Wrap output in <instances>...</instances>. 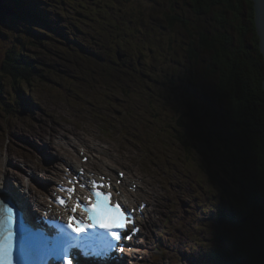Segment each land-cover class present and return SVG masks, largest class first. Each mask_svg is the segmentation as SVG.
Returning a JSON list of instances; mask_svg holds the SVG:
<instances>
[{"label":"rangeland","instance_id":"1","mask_svg":"<svg viewBox=\"0 0 264 264\" xmlns=\"http://www.w3.org/2000/svg\"><path fill=\"white\" fill-rule=\"evenodd\" d=\"M23 1L29 6L23 3L14 6L11 0H4L5 4L12 5L10 8L17 14L8 15L7 18L4 15L6 20L0 23V69L7 59V54L12 51L19 53L20 58L30 59V63L41 77L35 79L33 86H20L18 94L14 93L16 99L12 107L20 110H23V107L29 108L24 113L12 110L13 108H6L5 111L4 107L0 106V171L2 170L0 179L5 176L10 182L13 178L16 180L21 178L26 185L30 180L36 186L38 178L41 188L52 186L49 180L53 176L54 167L49 164L54 162L56 156L53 153L57 154V151L40 138L49 134V139L53 141L58 136L63 138L62 134H66L67 137H71L70 134L79 135L85 138L84 140H89L90 143L85 141L89 144H101L109 152L112 164L117 165L118 160L120 168L126 165L130 168L131 176L139 174L147 180L148 192L141 193L140 198L151 200L153 195L157 197V200L152 201L158 202L160 209L156 210L157 213L146 223V226H150L145 232L142 248L138 251L134 264H209L211 260L209 251L214 246L216 227L212 226V215H209L207 220L201 218L203 213L207 214L206 211L200 210L201 201H206L207 193H198L201 200L194 198V201L190 198L192 179H189L187 166L190 169L194 164L192 170L199 178L203 177V174L197 172L199 169L193 160L194 155L184 154L174 141L173 134L164 126L165 120L168 119L172 120V125L181 129L177 119H174L177 114L172 113L170 106L174 102L179 105L184 97L183 91L176 93L177 87L171 83L173 78L180 82L185 57L178 49L179 46L173 43L172 48L170 42V38L173 37L177 38V43L180 44L184 35L176 37L161 16L162 10L168 5V0H28L31 3ZM182 2L177 1V11L186 14ZM76 6L82 9L79 10ZM57 7L61 17L56 16L59 18L56 20L54 9ZM85 14L91 16L93 20ZM192 79L194 77L189 78L187 84L189 89L194 90ZM104 80L112 83L115 89L122 88L120 83L123 82L125 89L129 88L131 94L137 96L134 104V101H130L132 97L123 96L121 91H109L112 98L122 96L129 100L126 101L129 105L126 108L128 113L132 108L139 107L141 112L152 109L163 115L164 125L157 124L156 127L154 124L153 130L149 129L151 136L157 135L153 142L156 144L158 141L156 145L160 149L156 148V151L158 149L163 153V161L158 166H153V158L139 155L137 149L140 146L137 139L130 137L135 134L132 132L135 129L132 118L122 115V110L112 103V98L106 96ZM5 82L3 97L12 101L9 96L13 89L7 78ZM140 82L143 87L136 85ZM89 85L93 86V90L88 88ZM163 91L167 92L166 97L171 94L172 99L165 100L169 105L167 109L159 100L157 104L159 110L152 101L155 98H164ZM27 99L30 101L29 104L24 101ZM31 109H34V116H29ZM71 123L79 128L77 132L62 128L70 127ZM100 129L105 132L111 129L121 130L122 134L128 137L115 138L116 141L111 137L107 138L110 143ZM34 134L42 136L35 138ZM143 135L148 133L143 132ZM178 137L183 138V134ZM34 141L45 145L35 148ZM95 146L98 148L95 153L96 159L93 160L96 164L100 160V148L97 144ZM60 150H63L61 151L63 155H70L67 148ZM90 150L91 148L84 152L89 153ZM77 153L80 151L72 152L74 155ZM112 155H116L117 159ZM26 156L31 162L32 159L35 161L32 162L35 166L32 172L25 171L26 166L25 168L19 166L22 162L28 161L25 159ZM44 157L45 161L46 157L49 159L46 165L43 162ZM60 161H64L63 158ZM10 169L16 173H12ZM107 169L114 170L109 164ZM29 172L32 174L31 179ZM41 174H46L49 180L41 179ZM190 202L198 210L197 215L187 207ZM215 203L216 200L211 202ZM181 231L185 234L182 235Z\"/></svg>","mask_w":264,"mask_h":264},{"label":"trees","instance_id":"2","mask_svg":"<svg viewBox=\"0 0 264 264\" xmlns=\"http://www.w3.org/2000/svg\"><path fill=\"white\" fill-rule=\"evenodd\" d=\"M12 1L29 6L23 0ZM177 1L168 0L161 16L176 37L184 35L180 44L177 38H170L171 47L173 43L179 46L185 57L180 82L171 81L176 93H184L179 105L174 102L170 106L181 129L168 119L164 125L163 115L152 109L149 114L173 134L184 154L194 155L197 172L203 174L200 183L207 198L200 210L207 214L201 218L207 220L212 215L216 227L209 264H257L264 255V56L256 32L254 2L181 0L186 14H180ZM54 12L55 18L61 17L59 11ZM6 57L0 69V106L5 111L15 110L14 93L20 86H33L41 77L30 59L12 51ZM191 77L194 90L187 84ZM6 78L13 89L12 101L3 97ZM104 81L107 92L119 90L132 97L123 82L122 88L115 89ZM136 85L142 86L141 82ZM166 93L152 101L156 109L159 100L169 108L166 101L172 95L166 97Z\"/></svg>","mask_w":264,"mask_h":264},{"label":"bare ground","instance_id":"3","mask_svg":"<svg viewBox=\"0 0 264 264\" xmlns=\"http://www.w3.org/2000/svg\"><path fill=\"white\" fill-rule=\"evenodd\" d=\"M12 1V0H11ZM28 1V0H27ZM252 1V0H251ZM13 2V1H12ZM29 3H31L30 1H28ZM13 4H14V6H17L14 2H13ZM76 7H78L79 8V6H76ZM255 8V7H254ZM58 7L57 8H55L54 10L55 11H58ZM82 8H79V10H81ZM79 10H77V11H79ZM84 13V12H83ZM87 13V12H86ZM86 15V14H85ZM86 16H88V15H86ZM89 17V16H88ZM263 53V52H262ZM264 56V55H263ZM97 58V57H96ZM134 72V71H133ZM16 94V93H15ZM25 95H26V93H24ZM17 95V94H16ZM18 101V100H17ZM26 103H30V101H28V99L27 100H24ZM18 102H20V101H18ZM91 105V104H90ZM95 106V105H94ZM20 107V106H19ZM26 109H29V108H26V107H23V110H20V108L19 109H15L16 111H21V113H24V111H26ZM36 113V112H35ZM30 115H35L34 114V109H31L30 110V112H29V116ZM32 116V117H33ZM28 119H29V117H28ZM60 120H58V122H59ZM24 122V121H23ZM49 125H51V124H49ZM110 125V124H109ZM112 125V124H111ZM70 127H67V126H62V128L64 129V128H67V129H70V130H73L74 132H77V130L79 129V128H76V125L74 124V123H71L70 125H69ZM25 128V127H24ZM48 128V127H47ZM51 128H53V127H51ZM52 131V130H51ZM6 132H7V130H6ZM56 132V131H55ZM27 133H28V131H27ZM81 133V132H80ZM131 134V133H130ZM133 135V134H132ZM40 136H42V135H40V134H34V137L35 138H37V137H40ZM70 136H72L71 134H70ZM148 135H143V137L146 139V137H147ZM69 137V136H68ZM34 138V139H35ZM150 138H151V140L153 141V140H155L154 138L155 137H153V136H151L150 135ZM157 138V137H156ZM29 139H31L30 137H29ZM33 139V138H32ZM40 139H42V141H45L48 145H49V147L50 148H55L56 149V147L53 145V141H51L50 139H49V134L46 136V135H43ZM58 139V140H57ZM56 139V141H59V142H64L63 141V139H62V137H58ZM159 139V138H158ZM122 140V139H121ZM55 141V142H56ZM154 143V142H153ZM89 144V143H88ZM95 144H97V146L100 148V152H99V157L101 158V159H103V158H105L103 161L100 159L99 161H98V163H96L95 164V162H93V160H95L96 158L95 157H91V158H89V157H87V155H89V153H87V154H85V155H83V157L85 158V159H88L89 161L87 162V163H83L82 161H80L79 160V155H80V153H77L76 155H74V154H72V152L70 153V151L68 150L67 152H69V154L70 155H63L62 154V152H63V150H58V152H57V154H61V156H60V159L61 158H63V160L64 161H60V159H57V157L55 158V160H54V162L53 163H51V164H49V165H54L53 167H54V173H53V176H52V178L49 180V177L46 175V174H41V179L42 178H44L46 181H48L49 180V182L50 183H52V181H58L59 183H61L65 188H67V185H66V183L64 182V180H63V178H62V176L65 174V171L67 170L66 168L69 166L70 167V169H72L73 170V172L72 171H69V173H71L70 175H68L67 177L71 180V179H74V174L73 173H75V171H83L82 169H75L76 167H78L80 164H84V165H87V166H89L91 169H92V171L93 170H95V169H104L106 172H108L107 173V177L108 178H111V176H113L112 174L113 173H111V170L110 169H107V164H109V165H112V167H113V164H112V158L109 156V152L105 149V148H103L102 147V145L101 144H98V143H95ZM34 145H35V148H40V147H44V143L42 144V142H40V143H36L35 141H34ZM89 145H91V146H93L92 144H89ZM47 146V145H46ZM90 148H92V147H90ZM62 151V152H61ZM157 151H158V149H157ZM158 153H160V151H158ZM92 154H94V153H92ZM131 154H133V153H131ZM164 154L167 156V153L166 152H164ZM95 155V154H94ZM16 156V155H15ZM113 157H114V159H117L116 158V155H112ZM21 157V156H20ZM24 158V157H23ZM26 160H28L30 163H28V162H22V165L21 164H19V166H21L22 168H25L24 166H26L27 167V170L26 169H24L25 171H31L32 172V170H33V168H35V166H34V164L27 158V156H26V158H25ZM108 159H109V161H108ZM60 162V163H59ZM82 162V163H81ZM60 164V165H59ZM68 164H70V165H68ZM118 163V160H117V166H116V168H114L113 167V172H114V175L116 176V178H114L113 180H111L109 183L110 184H112V185H114V186H116L118 189H120L121 190V187H122V183H123V181L121 180V178H120V176H119V171H118V167L121 165V164H119ZM39 165H41L40 163H39ZM125 165H126V163H125ZM2 169H4V167L2 168ZM6 170H7V168H6ZM11 170V172L12 173H16V171H14V170H12V169H10ZM2 171V170H1ZM0 171V172H1ZM127 171V170H126ZM31 172H29V174H30V176H29V179H31L32 178V174H31ZM165 174V173H164ZM19 178H20V176H19ZM2 179H3V181H2ZM2 179H0V190H3V192L4 193H6V188H11L15 193H17V194H19V195H21L20 196V205L22 206H24L23 207V210H22V208H20V210L18 211V216H21V214L23 213V211H24V213H25V215L29 218H33L34 216H36V214H40L41 216H43L44 215V212H43V207L42 206H47L48 207V209L50 210V213L51 214H53V215H56V211H57V209L54 207V205H53V203H54V201L55 200H53L52 199V197L53 196H55L56 197V194H57V196H58V200H59V203H60V201H62L63 199H64V197H62L61 196V194H60V192L59 191H57L56 190V188L55 187H52V186H49L48 188H45V189H43V188H41L40 187V180L37 178V184H36V186L33 184V182L32 181H28L29 182V184L28 185H26V183H25V181L23 180V179H19V180H10V182H8V178L7 177H3ZM192 180V184H195L196 182H195V179H194V177L192 176V178H191ZM194 180V181H193ZM38 185V186H37ZM127 186V184H124V187H126ZM175 187V186H174ZM172 189H174V188H172ZM152 190V189H151ZM129 190H125V192H128ZM143 191H144V189L142 188L141 190H140V192L138 191V192H136V195L139 197L140 196V194L141 193H143ZM176 191V190H175ZM194 191H196V190H192V194H191V196H190V198H192V199H194V197L196 198V197H199L198 196V193L197 194H193L194 193ZM9 192V195L12 197V198H16V196L14 195V194H11V192L10 191H8ZM30 192V193H29ZM43 193L45 196H43V197H41V195L39 194V193ZM45 192H50L51 193V195H50V193L47 195ZM117 193H118V191H116ZM125 192H123V193H125ZM191 193V192H190ZM134 195V194H133ZM178 195V194H177ZM157 198V197H156ZM143 199H145V198H143ZM152 199V198H151ZM200 200H201V198H200ZM195 201V200H194ZM144 202H148V201H144ZM131 204V203H130ZM132 205V204H131ZM183 209V208H182ZM158 210V209H157ZM61 213H64V212H61ZM145 213H147V212H145ZM193 217V216H192ZM131 220H132V216H130L129 217ZM33 219H35V220H37V218L36 217H34ZM152 221V220H151ZM154 221V220H153ZM166 225H168V223H166ZM30 226H32V225H30ZM15 227H17V228H19V225L17 224V223H15ZM141 229L142 230H140L139 232H146L147 231V228H145L144 226L143 227H141ZM149 229V228H148ZM28 230V229H27ZM44 230V229H43ZM140 234V233H139ZM27 235H29V233L27 234ZM180 237V236H179ZM16 239V238H15ZM128 255H129V253H127ZM91 258V260H92V262H96L97 263V261H96V259L93 257V256H91L90 257ZM172 259V258H171ZM98 264V263H97Z\"/></svg>","mask_w":264,"mask_h":264},{"label":"snow or ice","instance_id":"4","mask_svg":"<svg viewBox=\"0 0 264 264\" xmlns=\"http://www.w3.org/2000/svg\"><path fill=\"white\" fill-rule=\"evenodd\" d=\"M259 3L264 5V0H259ZM51 195V193H50ZM97 197L103 195L101 192L96 193ZM4 192L0 190V261H3V264H13V248L15 246L16 250L20 253L21 257L24 252V236L21 231L17 236V233L13 231V223L15 222V213L13 212V207L9 206V202L7 199L3 198ZM56 197L53 196V199ZM104 200H108V196L104 195ZM62 202V201H61ZM112 211L116 213L109 222L105 223L103 220L100 221L101 227L111 229L115 228H127V231L123 233L124 237L131 239L132 237L128 235L129 232H133L135 230V222H130L128 220V216L124 211H121L120 205L116 204L114 206L109 205ZM71 219V218H70ZM130 225V226H129ZM77 232L82 229L77 227L75 229ZM111 235L117 239H121V234L117 232H112ZM14 237L15 245H14ZM37 239L41 241H47V237L43 236V234H37ZM122 251V249H121ZM257 264H264V255L260 257Z\"/></svg>","mask_w":264,"mask_h":264},{"label":"water","instance_id":"5","mask_svg":"<svg viewBox=\"0 0 264 264\" xmlns=\"http://www.w3.org/2000/svg\"><path fill=\"white\" fill-rule=\"evenodd\" d=\"M254 2L255 7V24L257 33L260 36V49L264 55V5L259 3V0H252ZM16 12L12 10L9 6H7L3 0H0V23L4 22L6 19L4 15H15Z\"/></svg>","mask_w":264,"mask_h":264}]
</instances>
